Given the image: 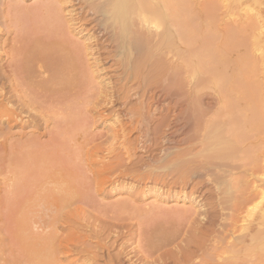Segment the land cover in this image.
I'll use <instances>...</instances> for the list:
<instances>
[{"label": "bare ground", "instance_id": "1", "mask_svg": "<svg viewBox=\"0 0 264 264\" xmlns=\"http://www.w3.org/2000/svg\"><path fill=\"white\" fill-rule=\"evenodd\" d=\"M22 1L0 0V264H62L85 250L84 241L70 248L60 232L72 229V206L91 199L92 180L126 163L118 159L133 150V131L150 157L158 149L168 154L173 143L195 147L213 138L237 141L245 153L246 97L258 79L247 78L233 52L264 26L259 12L231 16L223 0ZM107 59L114 75L103 91L94 82ZM209 87H216L213 94ZM104 96L120 101L122 111L112 104L114 122L100 140L88 129L104 117L92 108ZM216 107L223 108L220 121L205 124ZM113 143L126 148L111 151ZM244 165L226 170L228 178ZM263 224L264 213L249 238L235 237L236 258L261 236ZM196 245L166 253L169 264H229L226 256L195 263L204 246ZM252 259L238 264H264L262 256Z\"/></svg>", "mask_w": 264, "mask_h": 264}, {"label": "rangeland", "instance_id": "2", "mask_svg": "<svg viewBox=\"0 0 264 264\" xmlns=\"http://www.w3.org/2000/svg\"><path fill=\"white\" fill-rule=\"evenodd\" d=\"M35 1L22 2L30 6ZM223 2L225 3L223 10L229 6L228 12L231 16L237 17L241 12L249 15L259 12L264 19V0H223ZM90 27L91 25L88 26ZM73 36L80 37L79 34ZM247 37L249 38L247 45L237 46L239 50L235 47L233 55L236 60L243 63L247 78L253 79L255 76L258 79V83H251L255 88L257 87V92L249 90L246 97L248 102V106L246 103L245 107L246 114L248 113L246 136L250 148L246 147L243 153L237 141L213 138L199 145L194 144L195 147L190 142L178 143V145L173 143L169 146L172 148L168 150V154L165 155L163 150L158 149L150 157L140 147L143 142L139 143L136 139L137 134L133 131L132 143H130L134 145H131L133 150L131 147L130 154H126L127 149L122 150L123 154L130 155V158L123 155L118 159L119 162L121 160L126 163L123 165L116 163L117 167L112 170L103 169L102 174L92 180L91 189L88 191L92 195L89 202L72 206L74 212L72 229L64 233L61 230L60 233L65 236L70 248L74 249L77 243L79 245L83 241L86 247L79 253L74 251L69 258H62V264H169L173 260L170 261L172 256L169 255V258L165 254L177 250L181 255L180 250L184 245L186 247L189 244L204 245L196 252L195 263L204 258L214 261L215 258L225 259L226 256L229 264H238L246 258L264 257V224L261 236L253 243L248 241L251 242L248 243V250L243 251L241 258L237 256L238 261L236 255H233L234 249L231 248L235 237L249 238V234L255 230L259 216L264 213V26L248 32ZM104 63L94 82V85L98 89L103 88L99 89L103 91L107 90L106 84L108 86L114 75V72L110 71L112 67L109 59ZM97 88L94 89L96 92ZM213 88L207 89L209 94L215 92L216 87ZM108 101L110 96H104L103 102L97 104V107L92 105L95 115L102 112L104 117L97 123L90 122L91 127L88 131L98 136L100 140L105 138L110 125L114 122L115 113L110 109L113 103ZM136 101L137 98L134 102ZM120 103L119 101L113 104L117 113L122 111ZM222 109L218 110L216 107L212 110L214 116L212 122V112L209 111V115L204 117V123L211 125L219 122ZM119 116L124 118L122 113ZM120 145L113 143L110 147L108 144V147L111 149L112 146L111 151L115 147L119 150L121 147L126 148ZM107 148L104 154L112 155ZM133 152L137 156L134 159ZM138 156L142 159H139L141 163L130 164L128 167V163L136 161ZM241 160L245 165L237 169L234 176L228 178L226 170L236 164L239 165ZM204 166L207 167L206 171ZM3 178L4 175L0 174L1 182L4 181ZM0 184L3 187V184ZM99 188H102L101 192L98 191ZM251 192L257 193L258 196L250 195ZM2 193L0 194L3 195ZM257 202L260 203L254 208ZM165 260L169 262L166 263Z\"/></svg>", "mask_w": 264, "mask_h": 264}]
</instances>
